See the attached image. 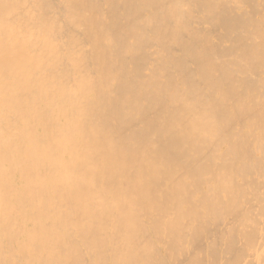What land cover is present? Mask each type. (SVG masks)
Returning a JSON list of instances; mask_svg holds the SVG:
<instances>
[{
    "label": "bare ground",
    "instance_id": "1",
    "mask_svg": "<svg viewBox=\"0 0 264 264\" xmlns=\"http://www.w3.org/2000/svg\"><path fill=\"white\" fill-rule=\"evenodd\" d=\"M0 264H264V0H0Z\"/></svg>",
    "mask_w": 264,
    "mask_h": 264
}]
</instances>
